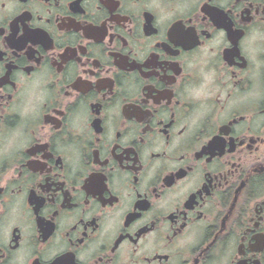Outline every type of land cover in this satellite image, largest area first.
I'll return each mask as SVG.
<instances>
[{"label":"flooded vegetation","instance_id":"obj_1","mask_svg":"<svg viewBox=\"0 0 264 264\" xmlns=\"http://www.w3.org/2000/svg\"><path fill=\"white\" fill-rule=\"evenodd\" d=\"M0 264H264V0H0Z\"/></svg>","mask_w":264,"mask_h":264}]
</instances>
